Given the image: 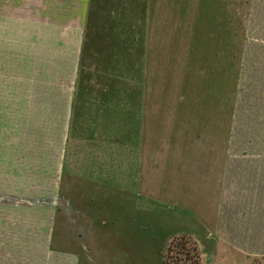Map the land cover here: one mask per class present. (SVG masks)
<instances>
[{"label":"rangeland","instance_id":"rangeland-1","mask_svg":"<svg viewBox=\"0 0 264 264\" xmlns=\"http://www.w3.org/2000/svg\"><path fill=\"white\" fill-rule=\"evenodd\" d=\"M113 1L137 43L117 64L103 45L96 66L82 48L104 0H0V264H164L174 224L128 193V142L141 139L144 88L173 102L176 21L198 0ZM226 259L211 264H245Z\"/></svg>","mask_w":264,"mask_h":264},{"label":"crops","instance_id":"crops-1","mask_svg":"<svg viewBox=\"0 0 264 264\" xmlns=\"http://www.w3.org/2000/svg\"><path fill=\"white\" fill-rule=\"evenodd\" d=\"M204 1L176 21L173 102L144 88L127 191L174 224L166 243L185 235L202 264H251L264 257V0Z\"/></svg>","mask_w":264,"mask_h":264},{"label":"trees","instance_id":"trees-1","mask_svg":"<svg viewBox=\"0 0 264 264\" xmlns=\"http://www.w3.org/2000/svg\"><path fill=\"white\" fill-rule=\"evenodd\" d=\"M107 1L104 0L102 5H98V7H101L100 12H97V9L90 8L88 16H99V19H88L85 40L83 42V53H87V56L95 62L96 66L104 62L103 59L101 60L102 56H99L103 45L110 52L107 59L115 60L117 64L124 54L122 51H127L130 45H136L137 43V38L133 35L131 29L128 28V23H126L127 25H123L126 20L125 17H128L124 8V2L121 5V1H117L121 5V8L118 6V14L116 13L117 15H114L115 13L112 11V8L113 3L116 4V1ZM96 22L99 23V26L101 24L99 28L100 37L92 38L91 32ZM95 43H98V53L95 52L96 56L93 57L90 50L95 46ZM165 247L166 252L162 253L164 264H202L196 243L188 236L181 235L172 237L166 243Z\"/></svg>","mask_w":264,"mask_h":264}]
</instances>
